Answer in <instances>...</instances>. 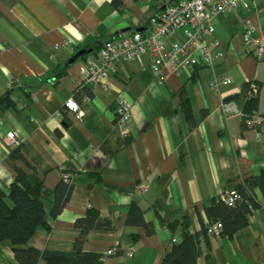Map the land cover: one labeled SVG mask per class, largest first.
<instances>
[{
	"label": "crops",
	"instance_id": "1",
	"mask_svg": "<svg viewBox=\"0 0 264 264\" xmlns=\"http://www.w3.org/2000/svg\"><path fill=\"white\" fill-rule=\"evenodd\" d=\"M178 1L0 0V99L13 103L0 108V195L7 199L20 170L42 183L46 198L47 225L21 248L70 252L74 222L95 210L104 224L88 233L84 251L102 264H160L171 244L182 242L183 223L199 234L208 224L205 208L264 171V123L248 128L221 106L245 83L257 84L255 113L264 118V50L257 59L241 40L244 20L264 40V0L254 12L214 20L210 38L225 58L213 70L166 73L158 85L143 56L119 62L103 85H81L82 68L105 42L148 34L156 15ZM214 77L231 83L213 91ZM120 95L131 107L127 137L116 124ZM68 99L79 104L81 120L64 107ZM7 133L27 164L9 159ZM62 171L73 175L72 192L52 217L49 198ZM253 191L258 208L247 226L231 237L201 238L196 264L263 263L264 195ZM112 247L118 253L107 255ZM0 264H18L8 243H0Z\"/></svg>",
	"mask_w": 264,
	"mask_h": 264
},
{
	"label": "built area",
	"instance_id": "2",
	"mask_svg": "<svg viewBox=\"0 0 264 264\" xmlns=\"http://www.w3.org/2000/svg\"><path fill=\"white\" fill-rule=\"evenodd\" d=\"M258 0H179L167 6L155 17L154 25L148 34L131 33L118 41H107L88 60L81 70L83 86L103 85L117 70L119 62L128 63L134 59L146 56L150 60V69L156 83L165 82L166 73H190L195 68L205 67L214 69L215 63L225 58V50L217 40L210 36L214 32V20L222 15L237 11H256ZM180 35V36H179ZM177 37H180L179 39ZM241 40L244 49L252 50L255 58H260L264 50V40L256 35L255 29L248 20L243 21ZM70 40L62 46L69 48ZM228 78H216L208 84V88L218 92L221 87L230 85ZM257 87L250 84L249 95H255ZM87 99V98H86ZM222 110L226 115H238L245 118L236 103L222 102ZM64 107L81 120L84 113L74 99L64 102ZM132 120L131 107L120 95L116 107V124L123 136L130 133ZM264 123V118L255 112L246 117L244 125L248 128H258ZM6 146L9 149L18 147L13 133H7ZM63 180L71 184L73 175L64 172ZM143 191L144 186L140 185ZM227 206L233 207L242 199L235 189H226L221 198ZM205 233L208 238H220L222 226L219 222L208 223ZM131 252V248L129 252ZM118 253L116 247L107 251V255Z\"/></svg>",
	"mask_w": 264,
	"mask_h": 264
},
{
	"label": "trees",
	"instance_id": "3",
	"mask_svg": "<svg viewBox=\"0 0 264 264\" xmlns=\"http://www.w3.org/2000/svg\"><path fill=\"white\" fill-rule=\"evenodd\" d=\"M250 84L245 83L239 95L225 100V102L234 101L245 118L251 116L258 106L256 94H248ZM255 85L258 88V85ZM12 106L13 103L9 96L0 99L1 109ZM184 112L189 119L190 112L186 101L184 102ZM245 118H242L243 121ZM8 157L12 162L21 161L27 164L19 147L13 148ZM64 172L68 171H62V173ZM234 188L242 195V199L233 207L227 206L220 199L210 207L205 208L208 223H221V237H231L247 226V217L258 208L253 190L258 188L264 195V171L241 182ZM71 192L72 183H66L61 176V181L54 189L52 198H49V214L52 217L61 213L70 198ZM45 199L42 183L39 181L29 182L20 170H16L7 199L0 195V243H8L12 246L15 261L18 264H38L40 261H43L44 264H102L100 255L83 250V244L88 233L101 228L104 224L99 213L95 210H89L84 217L74 222L73 229L77 233V237L70 252L38 251L30 247L21 248L28 244L38 228L47 225ZM201 238L208 239L205 229H202L199 234H191L188 232L186 224L183 223L182 242L172 243L160 264H196L200 253L199 241Z\"/></svg>",
	"mask_w": 264,
	"mask_h": 264
}]
</instances>
